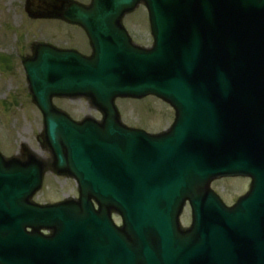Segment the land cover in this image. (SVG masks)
Listing matches in <instances>:
<instances>
[{
  "label": "water",
  "instance_id": "water-1",
  "mask_svg": "<svg viewBox=\"0 0 264 264\" xmlns=\"http://www.w3.org/2000/svg\"><path fill=\"white\" fill-rule=\"evenodd\" d=\"M140 3L149 49L122 25ZM62 18L86 31L92 57L42 45L25 68L57 171L81 199L51 210V239L21 238L19 264H264V0H93ZM148 95L176 111L161 135L128 129L114 105ZM55 96L87 98L103 122H74ZM229 176L253 179L233 209L210 190Z\"/></svg>",
  "mask_w": 264,
  "mask_h": 264
},
{
  "label": "rangeland",
  "instance_id": "rangeland-1",
  "mask_svg": "<svg viewBox=\"0 0 264 264\" xmlns=\"http://www.w3.org/2000/svg\"><path fill=\"white\" fill-rule=\"evenodd\" d=\"M75 1L83 4L90 2ZM64 4L62 0H0V140L4 141V147H10L16 140L15 149L19 144L27 142L39 150L45 159L49 155L42 139L43 120L32 103L21 60L31 55L35 42H46L60 48H76L90 54L83 31L55 19V12L61 10ZM42 9L45 11L41 13L45 14L38 16L48 15L53 19L35 17L36 10ZM124 25L137 44L151 46L148 14L144 7L129 14ZM55 104L77 121L85 116H96L86 100L59 99ZM117 106L128 126L151 133L167 129L174 120L173 109L154 97L143 100L122 99L117 101ZM44 182L41 200L61 202L77 195L75 182L65 176H56L50 168L46 170ZM241 185L239 181L219 180L213 183L212 189L225 203L232 204L243 192L244 186ZM188 217L189 210L182 217L183 223L189 222Z\"/></svg>",
  "mask_w": 264,
  "mask_h": 264
},
{
  "label": "flooded vegetation",
  "instance_id": "flooded-vegetation-1",
  "mask_svg": "<svg viewBox=\"0 0 264 264\" xmlns=\"http://www.w3.org/2000/svg\"><path fill=\"white\" fill-rule=\"evenodd\" d=\"M52 6L50 9H52ZM43 10V9H42ZM36 10V13L44 12ZM39 113V112H38ZM25 133V128L23 130ZM4 141L0 140V170L4 168L7 170V167H3L5 160H10L14 157H19L20 163L24 164L26 158L30 157V152H35L39 155V150H35L29 143L24 142L18 145V148L15 149L16 140L13 144H10V147H4L2 145ZM23 182L17 181L16 186H9L8 183L0 181V222L2 217L5 215L3 210L7 209L12 213L13 216H19V213H24L25 205V195L23 190ZM41 191L34 193L29 199L30 206L41 205L44 203H50V200H41ZM23 220V217H21Z\"/></svg>",
  "mask_w": 264,
  "mask_h": 264
}]
</instances>
